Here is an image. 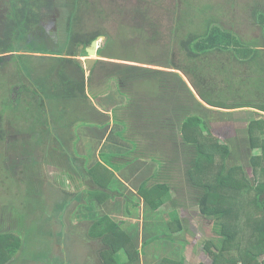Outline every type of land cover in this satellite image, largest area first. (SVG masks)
I'll list each match as a JSON object with an SVG mask.
<instances>
[{
    "label": "trees",
    "instance_id": "obj_1",
    "mask_svg": "<svg viewBox=\"0 0 264 264\" xmlns=\"http://www.w3.org/2000/svg\"><path fill=\"white\" fill-rule=\"evenodd\" d=\"M20 1L21 7L18 2L12 3L13 20L7 23L5 36L0 39L1 55L16 52L14 48L16 37L20 39L24 32H30L38 24L40 17L34 11L35 0ZM79 2L80 0H73L67 23L69 39L75 47L71 50L64 49V51L72 59L52 58L54 65L38 70L31 65V56L26 57L29 62L28 79L34 81L36 90L29 91L23 99L21 94L23 89L19 85V92L16 95L18 102L16 100L9 102L16 104L18 108L19 105L22 106L23 111L27 113L32 112L33 120L37 115V121L46 115V110L41 105V94L49 101L48 104H52V110H57V112L52 111L53 118L56 114L59 116L64 114L61 112L63 98L71 100L77 99L78 96L87 98L85 70L74 58L79 55L80 46H89L99 36L106 37V46L111 42V36L108 33H93L85 41L73 31L80 17V13L77 14L80 9ZM259 14L264 21V9L253 12V16ZM179 23L181 27L177 28V35L182 36L179 48L183 57L177 60L174 58V51L170 49L171 47L168 49L166 47L165 49L169 52V63L167 60L166 68L180 71L190 78L202 101L211 107L205 106L199 100L180 73L159 72L147 68L108 63L107 65L114 70L111 73L109 70L108 79L116 82L117 91L108 94L104 100L112 106L115 120L108 119L104 122L102 118L110 116L92 109L95 114L98 113L101 120L100 125L95 124L94 126L103 129L104 135L113 122L115 127L111 138H119L130 143L134 148L128 154H105L102 157L103 163L85 164L87 166L86 168L82 166V170H85L90 184L97 186L105 193L109 191L115 171H120L127 166L140 169L136 165L138 158L143 156L137 154L140 146L138 147L139 144L134 138L125 136V122L119 119L117 112L115 114L118 107H113L114 99L116 101L117 97L121 96L126 102L123 109L127 108L128 112L137 119L136 124L139 128L149 129L147 132L150 137H148L149 143H156L152 144L156 148L153 149L156 152L153 153L154 157L172 161L173 167L181 170L188 188L198 199V206L189 209V215L184 216L180 202L175 197L173 187L169 183L161 181L150 186L149 169H145L139 174V178H136L137 181L139 179L141 181H139V193L148 209L160 211L166 220L165 224L159 225L161 232L153 236L150 241L163 239L165 243L174 242L169 244L170 247L179 242V247L175 248L176 253L165 254L160 258L157 256L158 264H264V118L247 120L241 113L225 111L252 107L264 112V95L257 90L246 88L241 89L244 92L240 93L244 96L255 97L252 101H248L249 103L244 100L246 105L225 104L223 103L225 98L219 101L223 98L221 91L230 89L232 80H235L231 78L227 70L231 66L228 65L232 61L230 58L240 63L244 62L248 68L251 64L264 66V51L261 49L264 46L244 45L239 36L231 30H226L216 19L210 17L207 18L206 23H199L186 20L182 15ZM262 28L264 32L263 24ZM105 44L104 48L98 52L99 57L112 58L106 55ZM27 50L37 53L48 52V50L44 51L43 48L39 49L31 44ZM83 50L85 52V49ZM5 58L0 57V65L5 62ZM21 58L24 59V56ZM242 58H245V61ZM132 59L128 55L127 58L123 57L120 60L138 62L137 59ZM96 63L98 66L106 62ZM260 70L264 71V68ZM93 73L94 70L91 74ZM220 74H226V77H223L224 87L222 83L215 82L213 79L214 76ZM251 83H261V81L257 82L253 79ZM244 85H246L245 82ZM144 88H146L145 93ZM255 93L260 95L254 96ZM36 99L39 100L40 105L34 108L33 103ZM151 100L150 108H144L143 102L145 101L147 106ZM56 104L59 106L57 109L54 108V106L57 107ZM164 108H171L169 110L178 113V116H172L168 111L165 112ZM34 111L37 114H34ZM163 112L164 115H161ZM62 115L60 118L65 120V114ZM216 121L223 123L221 126H224V130L215 131L218 129L215 127ZM90 135L98 137L97 132L94 131L90 132ZM159 137L163 141H158ZM161 149L167 153L170 151L173 157L160 156L157 151ZM65 156L69 159L66 153ZM77 158V155L73 156L74 160ZM118 160H121L119 164H117ZM144 177L146 179H143ZM97 191L98 189H94L89 192V198H95L103 204L109 196L99 194L101 191ZM170 200H172L171 203ZM42 207L46 208V211L43 210L45 216H42L44 214L42 213L38 217L44 220L46 216L48 217V208L44 205ZM33 213H31V218L36 217ZM43 222L37 221L40 224ZM190 223L192 225L195 223L197 227L199 224H211L210 229H213L214 237L206 238L205 241L204 237L197 238L204 241L203 247L208 254L209 263L206 259H200L199 255L191 250L190 243L197 240L189 236ZM90 235L100 238L105 244L101 252L104 264H134L139 259L140 250L136 241L131 239L119 222L109 217L94 218ZM214 238H219L223 244L218 245ZM24 243L25 237L22 229L0 228V264L11 263L12 258L24 249ZM145 243L150 244L149 240L144 241L143 247ZM120 252L125 253L126 260L120 257Z\"/></svg>",
    "mask_w": 264,
    "mask_h": 264
},
{
    "label": "rangeland",
    "instance_id": "obj_2",
    "mask_svg": "<svg viewBox=\"0 0 264 264\" xmlns=\"http://www.w3.org/2000/svg\"><path fill=\"white\" fill-rule=\"evenodd\" d=\"M13 2H18L21 7L20 0H0V39L5 36L7 23L13 20ZM72 2L73 0H35L34 11L39 15L40 21L30 32H24L20 39L16 37L14 42L16 52L0 54V57H6L5 62L0 65V228L9 230L20 228L23 230L25 237L24 249L19 251L9 264H57L54 258L48 255V243L50 242V246H53L52 238L48 235L50 225L47 222L37 223V221H45L48 218L46 216L44 220H41L38 217L39 214L44 213L43 210L46 211V208L40 206L36 209L37 198L35 196L39 194L38 188H41L44 181L48 178L56 182L60 179H62L60 181H63L68 174L73 173L74 168L82 170V166L86 168L87 165L99 159L98 152L100 148L98 149L99 142L97 141L100 138L97 141L89 137L86 140H80V133H82L80 129L101 124L98 113L95 114L92 109L99 111V108L104 110L105 107V112L110 110L112 106L102 98V93L110 95V93H116L117 91L116 82L114 83L108 79L109 70L110 73L114 70L107 64L108 62L121 64L122 61L110 60L98 66L96 63L90 72H87L84 68L87 98H82L83 96H78L74 100L63 98L62 104L65 108L63 113L66 114L65 125H63V118H60L62 114L60 116L56 114L55 118H53L54 115L47 113L52 110V104H48L49 101L43 94L40 96L41 105L45 108L46 115H43L39 121H37L38 115L33 120L32 112H28V114L23 111L22 106L20 107L19 105L18 108L16 104L9 102L10 100L11 102L15 100L18 102V96L16 95L19 92V85L23 89L21 91L23 99L26 98L29 91L36 90L34 81L28 79L29 62L26 60V56L30 54L23 52L22 49L27 50L31 44L39 49L43 48L44 51L49 50L51 54H43L45 58L41 56H31L30 58L32 60L31 65L34 68L43 70L54 65L52 58L60 56L65 58L63 55H59L65 52L64 49L71 50L75 47L70 41L69 33L66 30ZM79 3L80 9L77 14L80 13V17L78 16L79 18L73 31L85 41L93 33H108L111 36L110 44L106 46V38L100 42L101 49L104 48L105 44L108 57L121 59L123 57L127 58L129 55V57L133 58L132 60L137 59L139 62H130L132 64L127 62L129 65H125L123 63L126 62L123 61L122 66L147 68L159 72L172 71L166 68L169 52L165 48L171 47L170 49L174 51V58H177V60L182 59L183 55L179 48L182 36L177 35V28L181 27L179 22L182 20V15L186 20H194L199 23H206L208 17L216 19L223 28L231 30L244 43L256 38L261 39L263 35L262 26L260 25L259 28L254 23L253 12L256 10L259 12L264 9V0H80ZM141 45L146 47L147 50L142 48ZM78 54L76 58L85 61L86 54L82 48H79ZM22 56H24V59L21 58ZM167 63H169V60ZM228 65L231 64L229 63ZM231 66L235 67L233 64ZM262 67L264 66L251 64L249 68L252 69L251 72L263 73L264 71L259 70ZM93 70L94 73L91 74ZM239 70L240 68L232 70L231 75L233 76L231 78L238 79L240 76ZM203 74L208 76L206 73ZM224 75L220 74L212 77L215 82L222 83V87H224ZM187 79L192 90L199 100L202 101L194 83L188 77ZM237 79L232 80L230 89L221 91L223 98L219 101H223L225 98L223 102L225 104L232 105L237 103L246 105L244 100L248 102L255 98L244 96L240 93L244 92V90L240 89L241 83ZM252 81L253 79L246 80L245 84L247 86L242 89L257 90V92L259 91L264 95V76L261 83H251ZM145 92L146 88H144ZM256 94L260 95L255 93L254 96ZM117 98L116 101L114 99L113 107H118L115 114L117 112L119 119L125 122L124 134L129 138L135 139L136 143L139 144L138 147L140 146V151L137 154L143 155L138 158L136 165L140 169L150 170V186L161 181L169 183L173 187L175 197L180 202V206L183 209L181 210L182 213L184 216L189 215V209L198 206V199L194 197L191 189L188 188L181 170L178 167H173L170 160L154 157L155 154L153 153H156L154 151L156 148L152 146L153 143H149L150 137L147 133L149 129L146 127L139 128V125L136 124L137 119L128 112L127 108L123 109L126 103L124 99L121 96ZM150 102L146 106L144 101V108L149 109L152 100ZM38 104L40 105V102L36 99L33 107L36 108ZM154 105L156 104L154 103ZM172 106L177 107L175 104H172ZM57 108H59L58 105ZM251 108H241L242 110H247V112L244 111V119L261 120L257 114L252 112ZM169 109L164 108L165 112L168 111L172 116H178V113L176 114ZM52 111L57 112V110ZM33 113L37 114L36 111ZM22 115H24L23 118ZM108 115L110 116L109 118H102L104 122L108 119L115 120L113 117L114 111ZM161 115H164V112ZM221 124L223 123H220V121L215 122V127H218L215 131L224 130V126H221ZM158 141L163 140L159 137ZM65 153L72 157V159L70 158L71 161L66 159ZM157 153L160 156L173 157L170 155V151L167 153L161 149ZM75 155L79 159H75L76 161L74 162L73 156ZM85 161L87 162L83 163ZM120 162L121 160L117 164ZM137 177L139 178V174ZM143 179H146V177ZM68 180L66 178V181ZM172 200L169 202L171 203ZM78 202L75 201L68 208L69 217L73 219V222L67 226V230H69V233H76L79 241L83 240L82 233H78L76 230H79L78 227L82 226L81 222L84 220L80 216V211H78L79 207H76ZM146 208L147 206L144 209L146 210ZM31 213L36 217L31 218ZM152 213H156V211ZM42 216H45V213ZM25 222H27L26 225ZM210 227L211 224L207 223L206 225L199 224V227L195 223L193 225L190 223L189 227V236L197 240L194 243H190L191 250L194 254L197 253L200 259H206L207 261L209 257L203 247V243L206 238L214 237L213 229L211 230ZM134 228L135 226H133V231L136 230ZM197 228L200 229L199 232ZM198 237H204V241L197 239ZM214 239L218 245L223 244L219 238ZM69 241L70 239L67 238V242ZM135 241L138 244L140 255L134 264H158L161 255H156L155 251L145 253L144 248L140 247L142 235L136 237ZM158 243L154 245V249L157 251L161 250V253L168 255L176 253L175 248L179 247V242L176 245L173 244V247H170V243H165L161 240ZM70 244L72 245L73 243L71 242ZM75 244L79 245L78 243ZM98 245V248H100L102 246L101 242ZM104 247L105 244L103 243L101 248ZM120 254V257L126 260L125 253L120 252ZM76 262L79 263L78 258ZM82 262H85V260L80 263ZM88 264L95 263L90 262ZM102 264L104 263L102 262Z\"/></svg>",
    "mask_w": 264,
    "mask_h": 264
},
{
    "label": "crops",
    "instance_id": "obj_3",
    "mask_svg": "<svg viewBox=\"0 0 264 264\" xmlns=\"http://www.w3.org/2000/svg\"><path fill=\"white\" fill-rule=\"evenodd\" d=\"M253 18H254V23L257 24L259 28H260V25L261 26L262 24L264 25V21L263 19L260 18V14L253 16ZM39 21H40V18H39ZM262 33L263 35L261 39L256 38L248 43L243 42V44L247 46H260V47L264 46L263 30H262ZM103 37L105 40L106 37L105 36ZM82 46H80V48H82ZM100 46H99V50L101 49ZM141 46L142 48L146 49V47H144L143 45ZM261 49L264 51V48H261ZM22 51L29 53L30 55H27L29 57L30 56L43 57L44 56L43 54H47V55L51 54L49 50L47 53H37L34 51L23 50V49ZM59 55H63L65 58L72 59V57L67 56V53L65 52ZM74 59L78 61V58L75 57ZM230 59H232L230 64L232 65V63H234L233 65H235L236 67L235 68L233 66L231 67L229 66L227 70L230 75L233 72L232 70H236L237 68L238 69L240 68L239 70L240 76L237 79L241 83L240 89L246 87V85H244V82L248 79H256L257 82L262 80L264 73L251 72L252 69L251 68L249 69L248 67H246L245 66L246 64L244 62L240 63L239 61L235 60L232 57ZM242 59L245 61V58H242ZM103 60H107V61H103ZM110 60L122 61L121 64L123 63V61H125L126 63H123L125 65H127L128 63L132 64L130 63L132 61L120 60V59H115V58H107V57H99V54H98V61L108 62ZM108 63H111V62H108ZM170 72L180 73L181 75H183V77L186 80H188L187 76L180 71L172 70ZM224 76L226 77V74ZM232 79L236 80V78H232ZM102 96H103L102 98H105L107 95L102 93ZM202 102L204 103L205 106L211 107L206 102L204 101ZM54 108L56 109V106H54ZM242 109L241 110L240 109L225 110V111L229 113L245 114L247 110H242ZM251 109H252V112H254V114H258L260 116L261 120L262 118H264L263 111L256 109V108H251ZM64 110L65 108L62 107L61 112H64ZM105 110H106L105 107H104V110L103 108H99L100 112L107 114V115L113 111V108H111L110 110H107L106 112ZM216 110H219V109H216ZM47 113L51 115L52 110ZM65 118H66V114H65ZM65 123L66 121L64 120L63 125H65ZM114 127L115 126L112 122L111 125H109V128L104 135H103V132H104L103 129H101L100 127H96V126L83 127L80 129L81 130L80 132H82L80 133V140L81 139L86 140L88 139L87 137H89L97 141V139L100 138V140L97 141L99 142V146L97 145L98 149L100 148V151L98 152L99 159L96 161H93L92 163H90V165H94L95 163H98V162L103 163L102 157L105 154H115V155L116 154H128L129 152L133 150L134 147L130 143L124 142L123 140H120L119 138L118 139L115 137L111 138ZM92 131L97 132L98 137L90 135V132ZM70 158L72 159L71 156H69V159ZM77 159H79V157ZM75 161L76 160H74V162ZM86 162L87 161L83 163H86ZM132 167L133 166H127L121 169L120 171H115V177L109 188V191L105 193L102 192V190L98 188L97 186L95 185L92 186L90 184L89 182L90 180L88 176H86L85 170H79L77 168L73 169L72 171L73 173L68 174V176L65 177L63 181H60L62 180L60 179L58 182H56L55 180L48 178L47 180L44 181L43 186H41V188H38L39 194L35 196L37 198V202L35 203V205H36V209L40 206L42 207L43 205L47 206L48 208V211H49L48 218L49 219L47 218L46 221L44 222H47V224H49L51 227V228L49 227L48 229L49 230L48 235L51 236L52 242H53V246H50V242L48 243V250H49L48 255L54 258L57 264H82V263L88 264L90 262L91 263L94 262L95 264H102L103 261L101 257V252L103 248L101 247L103 246V242L100 238H95L90 235L91 225L93 223V219L96 217H109L111 220L115 222H119L123 230H125V232L131 237V239L135 240L136 237H139V235H142V242L140 244V247L142 249L144 248L145 253L155 251L157 253L156 255H159V256L165 255L164 253H161V250L157 251L156 249H154V245L159 244L156 239L155 241H150L153 238V236L155 237L157 234L161 232L160 230L161 227L159 225L161 224L162 226L163 224L166 223L165 217L164 215L160 213V211H157L156 213H152L153 211H151L150 208L148 209L147 207L146 210L144 209L146 206L145 200L139 195L140 185H139V182H137L136 180L138 174H141V172H143L144 170L143 169H133ZM110 169L113 170L111 166H110ZM66 178H68L69 180L66 181ZM94 189L95 190L98 189L97 192L101 191L99 192V194L108 195L109 198H107L103 204L99 203L95 198L94 199L89 198V192L94 191ZM75 201L80 202L76 204V207L77 208L79 207L78 211H80L81 213L80 216H82L81 218L84 220L81 222L82 226L78 227L79 230H76V232L82 233L83 240H79V241H78V237L76 233L75 234L73 232L69 233V230H67V226L71 222H73V219L69 217L70 212H68V208L70 205L74 204ZM39 202H42V204H39ZM88 210H90V212ZM133 226H135L136 228V230H134L135 232L133 231ZM67 238L70 239L69 241L70 243L71 242L73 243L72 245L69 242H67ZM74 239L77 242L73 241ZM147 240H149L150 244L147 245V243H145L143 247L144 241H147ZM161 240L163 241V239ZM100 242L102 246L98 248L99 247L98 243ZM75 243H78L79 245ZM77 258L79 259V263L76 262ZM82 260H85V262L80 263ZM152 260H153V257H152Z\"/></svg>",
    "mask_w": 264,
    "mask_h": 264
},
{
    "label": "water",
    "instance_id": "obj_4",
    "mask_svg": "<svg viewBox=\"0 0 264 264\" xmlns=\"http://www.w3.org/2000/svg\"><path fill=\"white\" fill-rule=\"evenodd\" d=\"M101 40L104 41V37L99 36L89 46H82V48L85 49L86 59L85 61L78 59V61L87 72H90L98 61V50Z\"/></svg>",
    "mask_w": 264,
    "mask_h": 264
},
{
    "label": "flooded vegetation",
    "instance_id": "obj_5",
    "mask_svg": "<svg viewBox=\"0 0 264 264\" xmlns=\"http://www.w3.org/2000/svg\"><path fill=\"white\" fill-rule=\"evenodd\" d=\"M67 30V29H66Z\"/></svg>",
    "mask_w": 264,
    "mask_h": 264
}]
</instances>
